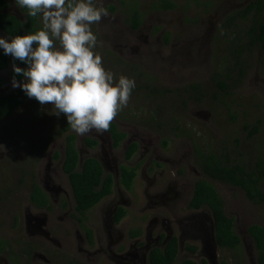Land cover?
Masks as SVG:
<instances>
[{"label":"rangeland","instance_id":"rangeland-1","mask_svg":"<svg viewBox=\"0 0 264 264\" xmlns=\"http://www.w3.org/2000/svg\"><path fill=\"white\" fill-rule=\"evenodd\" d=\"M7 1V11L23 17L14 0ZM136 1L143 15L139 30L129 28L126 5L119 0H98L108 16L92 25L104 66L117 78L124 75L136 82L127 106L112 121L126 138L115 146L108 130L79 136L63 116L51 114V105L42 106L28 97L9 115L0 117V236L18 252L32 249L22 252L27 256L23 264H149V250L162 247L171 236L178 240L176 262L192 259L201 264L204 259L207 264H257L247 228L264 225V205L249 201L238 187L209 179L226 214L234 219L241 239L237 251L219 248L207 207L193 210L187 203L200 175L193 141L209 150L228 151L231 158L242 156L249 166L262 148V48L244 46L240 67L245 73L240 82L234 77L236 85L230 95L216 98L212 73L219 65L216 60L227 55L226 39L233 37L221 25L230 9L242 7L235 1L229 8L234 0H173L174 9L162 12L154 9L156 0ZM39 22L42 25L40 18ZM242 37L239 43L244 42ZM11 68L0 71V93L14 90ZM236 72L234 69L232 74ZM192 85H197L196 93L191 91ZM244 125L250 129L256 125L259 132L249 138ZM68 132L76 135L80 161L94 157L114 178L111 194L86 212L93 230L92 244L73 218L74 200L61 169ZM86 137L96 139L97 145L86 146ZM133 141L138 150L126 161L125 150ZM121 164L136 168L130 190L117 179ZM34 178L54 206L64 196L68 208L36 209L28 199ZM120 206L126 214L115 223L113 215ZM160 235H165L161 244ZM187 245L197 249L190 251ZM0 264H6L5 256H0Z\"/></svg>","mask_w":264,"mask_h":264},{"label":"trees","instance_id":"trees-1","mask_svg":"<svg viewBox=\"0 0 264 264\" xmlns=\"http://www.w3.org/2000/svg\"><path fill=\"white\" fill-rule=\"evenodd\" d=\"M126 5L125 21L128 25L136 29L141 25L142 12L138 9L136 0H119ZM155 3V2H154ZM153 3V4H154ZM152 4V6H153ZM155 5V4H154ZM9 3L7 0H0V35L9 34L11 36L32 34L38 28L42 27L39 17L26 16L27 9H20L23 17L11 14L7 11ZM173 0H156L154 9L157 11H168L174 9ZM113 10L114 6L110 5ZM224 33L231 31L232 38L226 39L229 50L227 55L222 57L212 73L213 88L217 93L216 98L220 94L230 95L233 91L234 77H239L245 73L240 67V57L243 53L244 46L260 47L264 53V0H251L243 8L233 11L225 18L222 25ZM241 34V35H240ZM223 37H226L222 33ZM244 36V42L239 43ZM225 39V38H224ZM228 55L232 56L233 61L229 60ZM263 55V54H262ZM13 60L10 56H6L0 50V71L12 67ZM15 63L20 67L25 65L19 61ZM225 63L224 66H221ZM237 69L235 74L232 71ZM9 74L13 77L11 70ZM17 80L21 77L17 76ZM2 78L0 77V86ZM236 85V84H235ZM191 91L196 93L197 85L189 86ZM25 94L19 89L11 90L7 93H0V117L7 116L13 112L18 106L26 100ZM215 98V99H216ZM198 99V96H196ZM235 119V116L232 117ZM247 137H253L258 131L256 125L251 129L248 125H244ZM114 145L125 138V133L119 131L117 125L110 123L108 128ZM182 133L183 130L181 131ZM262 137V148H259L258 154L253 156L254 161L249 166L239 156V159L229 156L228 151L209 150L207 146H203L199 141L194 142V159L202 173V177L198 178L192 190V195L188 201L189 209H201L207 207L213 220V235L219 248L239 251L241 248L240 236L234 229V219L229 217L224 210V202L209 179H215L231 186L240 188L246 198L254 204L264 205V135ZM83 143L88 147L97 145L96 139L86 137ZM137 150V143L131 142L124 153L126 160L130 159ZM62 170L68 177L72 196L75 202L74 209L78 214L77 219L81 230L85 233L89 240H92L91 230L85 224V213L97 205L104 197L111 194L114 184L113 176L105 173L101 162L94 157H86L82 162L76 146V135L68 132L64 138V155L62 160ZM137 175L136 168L126 164L119 166V183L125 189L130 190ZM30 199L37 207H46L49 199L35 178L32 180L30 188ZM48 207V206H47ZM46 207V208H47ZM126 214V209L122 206L118 207L115 212V222H119ZM247 232L251 236L256 250L257 264H264V225L251 224L247 228ZM8 241L0 236V252H7L10 264H23L21 255L12 249L8 250ZM187 249L195 251L197 248L193 245H187ZM178 253V241L175 236H171L163 245V247H153L148 253L149 264H197L192 259H184L176 262ZM201 264H207L206 260H202Z\"/></svg>","mask_w":264,"mask_h":264},{"label":"clouds","instance_id":"clouds-1","mask_svg":"<svg viewBox=\"0 0 264 264\" xmlns=\"http://www.w3.org/2000/svg\"><path fill=\"white\" fill-rule=\"evenodd\" d=\"M14 5L27 9L26 16L39 17L42 27L32 34L0 35V50L14 61L12 88L51 105V114L63 116L79 136L108 130L136 82L117 78L96 51L92 25L108 16L107 9L98 0H14Z\"/></svg>","mask_w":264,"mask_h":264},{"label":"flooded vegetation","instance_id":"flooded-vegetation-1","mask_svg":"<svg viewBox=\"0 0 264 264\" xmlns=\"http://www.w3.org/2000/svg\"><path fill=\"white\" fill-rule=\"evenodd\" d=\"M235 1L240 5V7H244L246 4H244V5H242L243 3H246V0H234L233 1V3H231L230 4V6H229V8H231L232 6H233V4L235 3ZM248 3V2H247ZM239 9H241V8H239ZM170 10H172V9H169L168 11H170ZM236 10H238V9H236V8H232V9H230L229 10V12L230 13H232L233 11H236ZM225 23V19L223 20V22H222V25ZM221 25V26H222ZM129 28L131 29V30H133V31H135V30H139L140 28H142V23H141V25L138 27V28H136V29H133V28H131L130 26H129ZM2 86V85H1ZM1 86H0V88H1ZM119 131H120V129H119ZM126 135V134H125ZM125 138H126V136H125ZM124 138V139H125ZM133 142H135V141H133ZM98 143V142H97ZM137 143V142H136ZM90 148H93V147H90ZM127 149V148H126ZM137 150H138V143H137ZM137 150L135 151V153L137 152ZM134 153V154H135ZM133 157V156H132ZM131 157V158H132ZM130 158V159H131ZM130 159H128V160H130ZM126 160V159H125ZM128 160H126V161H128ZM102 164V163H101ZM196 164V163H195ZM127 165V164H126ZM197 165V164H196ZM131 167V166H130ZM198 167V166H197ZM61 169H62V163H61ZM198 170H199V176L196 178V180L198 179V178H200V177H202V173H201V171H200V169L198 168ZM63 171V170H62ZM64 172V171H63ZM113 176V175H112ZM114 179V178H113ZM117 179L119 180V168L117 169ZM35 180H36V178H35ZM195 180V181H196ZM195 181H194V183H195ZM36 182L39 184V186L42 188V190L45 192V194L47 195V197H48V199H49V202H48V207L46 208V207H42V208H40V207H37V206H35L33 203H32V201H31V199H30V192H29V195H28V199H29V201H30V203L36 208V209H39V210H45V211H52V210H54L55 208L56 209H58L59 211H64V210H66L67 208H68V203H69V201L67 200V198H65L64 196L61 198V202L60 203H58V205L57 206H54L52 203H51V198H50V196H49V194H48V192L44 189V187L43 186H41L40 185V183L36 180ZM194 183H193V185H194ZM114 185V184H113ZM192 190H193V188H192ZM191 195H192V192H191ZM73 197V196H72ZM191 197V196H190ZM74 200V199H73ZM190 200V199H189ZM188 204V203H187ZM74 205H75V202H74ZM188 207V206H187ZM118 208V207H117ZM117 208H116V210H117ZM116 210H115V212H116ZM193 210H197V209H193ZM74 211H75V209H74ZM115 212H114V215H113V220H114V222H115V219H114V216H115ZM77 216H78V214L76 213V211L74 212V214H73V218H74V220L78 223V226L80 227V225H79V222H78V219H77ZM85 216H86V213H85ZM122 220V219H121ZM120 220V221H121ZM119 221V222H120ZM115 223H118V222H115ZM85 224H86V226L91 230V233H92V240H89L88 238H87V236H86V240H87V242L89 243V244H92V242H93V230H92V228L89 226V224H88V222H87V217L85 218ZM81 228V227H80ZM85 234V233H84ZM3 238V237H2ZM165 238V235H164V237H162L161 235H160V237H159V241H161L160 242V244L162 243V241H163V239ZM5 239V238H4ZM6 240V239H5ZM8 241V240H7ZM159 241H157L156 242V244L157 243H159ZM178 241V240H177ZM7 245H8V250H10V249H12V251L14 250L12 247H11V244L9 243V241H8V243H7ZM164 245V244H163ZM153 247H155V246H153ZM152 247V248H153ZM163 247V246H162ZM30 251L31 252V248L30 247H25V248H23L22 250H20L21 252H18V251H16V250H14L16 253H19L21 256V261H22V263H23V258L26 256L25 254H23L22 252H24V251ZM151 250V249H150ZM149 250V251H150ZM149 253V252H148ZM0 256H5L6 257V264H10V262H9V257H8V253L7 252H0ZM27 257V256H26Z\"/></svg>","mask_w":264,"mask_h":264}]
</instances>
